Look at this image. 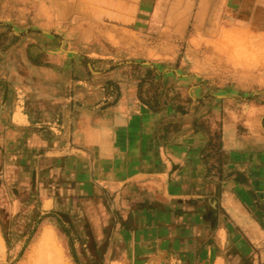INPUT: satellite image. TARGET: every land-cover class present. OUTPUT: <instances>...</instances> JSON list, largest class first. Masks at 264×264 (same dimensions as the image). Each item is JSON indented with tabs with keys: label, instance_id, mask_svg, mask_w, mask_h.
Segmentation results:
<instances>
[{
	"label": "crops",
	"instance_id": "crops-1",
	"mask_svg": "<svg viewBox=\"0 0 264 264\" xmlns=\"http://www.w3.org/2000/svg\"><path fill=\"white\" fill-rule=\"evenodd\" d=\"M0 6V258L50 225L80 264H264V60L209 55L264 53V0Z\"/></svg>",
	"mask_w": 264,
	"mask_h": 264
},
{
	"label": "rangeland",
	"instance_id": "rangeland-1",
	"mask_svg": "<svg viewBox=\"0 0 264 264\" xmlns=\"http://www.w3.org/2000/svg\"><path fill=\"white\" fill-rule=\"evenodd\" d=\"M3 6H0V8H2ZM19 21H15L14 23L18 24L19 27H24L27 26V22L28 21H24V19L28 18L29 16H15ZM37 19L39 18V16H35ZM49 17V16H48ZM21 20V21H20ZM34 23H39L38 20L37 21H33ZM18 28V27H15ZM6 40V36L1 35L0 36V41H5ZM186 41H184L183 43L185 44ZM198 45V43H197ZM251 44L248 41V38L246 37H225L224 41L222 42L221 46L218 48V50H221L218 53H211L209 55L211 56H217L219 57L218 59H214V61H216V63H219V66H221V68H219L218 70L222 71V75L224 76L225 79L230 78L232 73L235 71H239L240 73V77L242 78V76H244V72H246V67L247 66H253V65H258L260 62H263L264 60V53H260V52H255L253 50V45L251 47V49L249 48ZM223 46V49H222ZM222 64H224V66H226V68H223ZM239 66L238 70L235 68ZM233 67V68H231ZM247 74V73H246ZM28 233V232H26ZM38 233V232H37ZM36 231L33 232L32 234H29L26 242H24L23 244L19 245L17 247V249H14L15 246L14 245H10L7 244V252H6V256H1L0 258V264H80L74 257L71 251V245L68 242V238H65L64 236H62V234L60 235L59 232H56L55 230H53V242L57 243V245L59 246V257L58 259L56 258L54 261L50 260L49 257L47 258V256H50V258L52 257L51 254H48L46 252L50 253V250L48 248L44 249L47 250L46 252H44L43 250L40 252V250L38 249V251L42 254V252H44L43 255L48 254L45 256V260L43 261V259L41 257H43V255L40 257V253L38 254L37 249L33 250V242L34 239L36 238L35 236H37ZM24 240V239H22ZM32 245V246H31ZM4 248L3 245V241L0 237V253L2 252ZM16 250V251H15ZM41 259H39V257ZM48 263H47V259ZM53 259V258H51ZM41 260V261H40ZM43 262V263H42Z\"/></svg>",
	"mask_w": 264,
	"mask_h": 264
},
{
	"label": "bare ground",
	"instance_id": "bare-ground-1",
	"mask_svg": "<svg viewBox=\"0 0 264 264\" xmlns=\"http://www.w3.org/2000/svg\"><path fill=\"white\" fill-rule=\"evenodd\" d=\"M53 234H54L53 229L51 228L50 225L42 226L41 229L38 231L37 236H35L36 238L34 239V242H33V250L37 249V251H38V249L39 250L41 249L40 250V252H41L42 250L44 251V249L48 248L50 250V253L46 252L47 250H45L44 252L51 254V256H52L51 258H53V259H51L50 256H47V258L49 257L50 260L54 261L56 258L58 259L60 252H59V246L57 245V243L53 242L54 241L52 238ZM40 252L38 251L37 253L39 254ZM44 252H42V254L40 253L41 254L40 257L44 254ZM48 254H45V255H43V257H41L42 259L44 258L43 261L45 260V256ZM40 257H39V259H41ZM49 259H47V263H48ZM50 260H49V262H50Z\"/></svg>",
	"mask_w": 264,
	"mask_h": 264
}]
</instances>
